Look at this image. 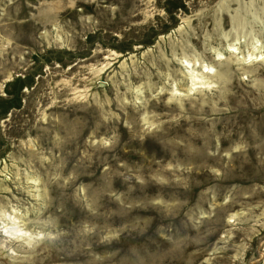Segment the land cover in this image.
Segmentation results:
<instances>
[{"label": "rangeland", "instance_id": "obj_1", "mask_svg": "<svg viewBox=\"0 0 264 264\" xmlns=\"http://www.w3.org/2000/svg\"><path fill=\"white\" fill-rule=\"evenodd\" d=\"M0 264H264V0H0Z\"/></svg>", "mask_w": 264, "mask_h": 264}]
</instances>
